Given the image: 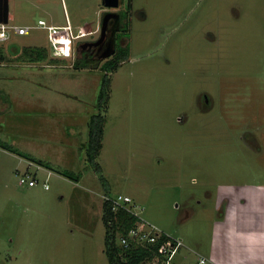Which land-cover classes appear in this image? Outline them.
<instances>
[{
  "label": "rangeland",
  "instance_id": "obj_1",
  "mask_svg": "<svg viewBox=\"0 0 264 264\" xmlns=\"http://www.w3.org/2000/svg\"><path fill=\"white\" fill-rule=\"evenodd\" d=\"M64 2L87 31L108 11ZM9 4L11 25H66L62 0ZM119 10L129 59L112 75L100 175L81 143L104 71L52 56L43 28L0 42V141L78 178L37 163L26 178L30 161L0 147V264H110L104 195L119 194L183 240L178 264H264V0H120ZM27 49L47 59L22 65ZM56 117L67 138L49 130ZM44 118L47 133L35 127Z\"/></svg>",
  "mask_w": 264,
  "mask_h": 264
},
{
  "label": "trees",
  "instance_id": "obj_2",
  "mask_svg": "<svg viewBox=\"0 0 264 264\" xmlns=\"http://www.w3.org/2000/svg\"><path fill=\"white\" fill-rule=\"evenodd\" d=\"M129 4V9H130ZM127 31V30H126ZM25 53V54H24ZM129 50L127 47H121L117 49L116 54L109 60L103 62L102 64L86 61L84 58L76 59L73 67L78 69H83L85 67L98 68L100 67L104 71V76L101 83V88L98 96L97 108L99 110L98 114L91 116L88 122V142L85 146L86 160L90 166L95 169V172L100 175L102 169L97 162L98 157L103 148L105 124L107 120V112L109 107V101L111 97V83L112 75L118 71L122 63L129 59ZM23 56L33 57L37 62H41L47 59V50H41L39 52H34L32 50H24L22 52ZM4 59V52L0 50V60ZM100 65V66H99ZM0 147L15 153L30 162L37 163L42 167H46L53 172H58L67 178H76L73 173L68 171H59L53 169L49 163L37 161L29 155L18 152L13 146L0 141ZM74 177V178H73ZM78 179V178H76ZM104 180L103 177H100ZM109 193L108 189H105ZM104 225L106 229L105 235V253L107 255L110 264H142L146 259L152 257V253L141 249V250H125L118 245L119 237L125 235L130 229H132L136 223V218L128 213L127 211L121 209L118 211H113L112 206L108 202H104Z\"/></svg>",
  "mask_w": 264,
  "mask_h": 264
},
{
  "label": "built area",
  "instance_id": "obj_3",
  "mask_svg": "<svg viewBox=\"0 0 264 264\" xmlns=\"http://www.w3.org/2000/svg\"><path fill=\"white\" fill-rule=\"evenodd\" d=\"M11 18L7 24H0V42H6L10 39L11 33L18 36H27L34 28H43L48 32L50 48L53 55L59 58H75V41L86 35V32H75L70 20L66 17V25L56 26L47 25L45 21H39L38 27L16 26L11 25ZM33 162H29L28 169L25 171V177L31 178L30 167L34 166ZM37 169L42 168L40 165ZM20 173V172H18ZM35 171L34 177L31 180L32 184H38ZM51 172L49 171V176ZM21 179V184L26 183V179ZM46 189L49 186L44 184ZM104 199L112 206L113 211L125 210L132 214L136 220V225L130 229L125 235L119 237L118 245L125 250H141L144 249L152 253V257L146 259L142 264H178L177 257L185 246L182 239L173 238L164 231L158 229L155 225L145 221L140 212L143 211L140 206H137L134 200L129 196L124 195H104ZM198 264H208L205 257H201Z\"/></svg>",
  "mask_w": 264,
  "mask_h": 264
},
{
  "label": "flooded vegetation",
  "instance_id": "obj_4",
  "mask_svg": "<svg viewBox=\"0 0 264 264\" xmlns=\"http://www.w3.org/2000/svg\"><path fill=\"white\" fill-rule=\"evenodd\" d=\"M118 9L119 7L116 9H107L108 11L104 10L101 14L102 20L97 26V29L86 32V35L80 38L91 37V39L79 42L75 45V55L79 59L84 58L86 61L102 64L116 54L118 45L123 40L120 34L127 29L129 21V12L118 11ZM108 14H112V16L108 18L105 17ZM105 21L106 23H104ZM112 51H114V53L110 55V57L104 58L107 53Z\"/></svg>",
  "mask_w": 264,
  "mask_h": 264
},
{
  "label": "crops",
  "instance_id": "obj_5",
  "mask_svg": "<svg viewBox=\"0 0 264 264\" xmlns=\"http://www.w3.org/2000/svg\"><path fill=\"white\" fill-rule=\"evenodd\" d=\"M62 5H63V9H64V12H65V18L66 17H68V19L70 20V23H71V25H72V27H73V29H74V31L77 33V32H79V31H83V32H88V31H92V29H88V31H87V26H85L86 25V23L85 24H82V25H80L79 23H77V24H74L73 22H72V20H71V18H70V15H69V11H68V8H67V6H66V4H65V2H64V0H62ZM102 14L103 13V9H100L98 12H97V15L98 14ZM10 18H11V15H10ZM56 26H61V25H56ZM98 26V25H97ZM51 49V48H50ZM5 55V54H4ZM19 55H22V53L21 54H19ZM51 55L52 56H54L53 55V52H52V50H51ZM54 57H56V56H54ZM4 58H5V56H4ZM19 59L20 60H22V61H18V62H21L22 63V65H28V66H30V67H36L37 66V64L39 63H42V62H37V61H34L35 59L33 58V57H26V56H24V57H19ZM4 60V59H3ZM5 61V60H4ZM52 62H54V60H51ZM45 62V61H44ZM43 64V63H42ZM52 66H56V65H52ZM28 80V79H27ZM34 82V79H31V78H29V80H28V82ZM38 84V83H37ZM40 86L43 88H46V86H43V84H41L40 83ZM23 89V92L25 91V87H23L22 88ZM50 89V88H49ZM3 91H0V94H3L2 93ZM9 92V91H8ZM8 92H6V90H5V92L4 93H8ZM10 94L8 93V96H9ZM24 96V97H23ZM22 103H24V105H25V103H28V105H29V99H30V97H29V94H28V92L26 93H24V95H22ZM25 98H27V100H26V102H24V99ZM43 110V113L45 112V110L44 109H42ZM61 114V113H60ZM65 119H67L66 117H65ZM45 120H48V119H43V122H38L37 124H35V127H36V129L37 128H39V126H42L43 127V130L42 129H40L39 131H42L43 133H47V131H48V126H46L45 124L46 123H44V121ZM57 121H58V119H57V117L55 118V122L53 123V124H49L50 126H49V130H51V132H60V135L63 137V135H62V133L65 131V130H63V128L62 127H60L58 124H57ZM73 129V128H72ZM72 135H73V137L74 136H77L78 135V133H76V131L73 129V133H72ZM64 136H66V134H65V132H64ZM66 138H67V136H66ZM81 145L82 146H86V143L85 142H82L81 143ZM12 154H15V153H12ZM15 156L16 157H18L17 156V154H15ZM29 156H31L32 158H34L35 160H37V161H42V162H45V161H43L42 159H37V157H35V155H33V154H30ZM19 160L22 162V161H26V159H22V158H19ZM29 162V161H28ZM46 163H49V164H51L52 162L51 161H46ZM35 164V163H34ZM38 166V165H37ZM28 169V166L25 168V170L24 171H26ZM37 169V168H36ZM18 170V169H17Z\"/></svg>",
  "mask_w": 264,
  "mask_h": 264
},
{
  "label": "water",
  "instance_id": "obj_6",
  "mask_svg": "<svg viewBox=\"0 0 264 264\" xmlns=\"http://www.w3.org/2000/svg\"><path fill=\"white\" fill-rule=\"evenodd\" d=\"M103 4L108 9H116L120 6V0H102ZM112 14H108L105 17H111ZM10 18V4L9 0H0V24H7ZM106 23V21L104 22ZM114 51L107 53L104 58L110 57Z\"/></svg>",
  "mask_w": 264,
  "mask_h": 264
}]
</instances>
